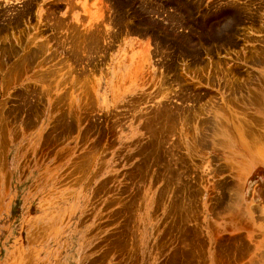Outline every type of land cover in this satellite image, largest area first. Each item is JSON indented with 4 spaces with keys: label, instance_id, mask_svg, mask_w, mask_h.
Listing matches in <instances>:
<instances>
[{
    "label": "rangeland",
    "instance_id": "374dc122",
    "mask_svg": "<svg viewBox=\"0 0 264 264\" xmlns=\"http://www.w3.org/2000/svg\"><path fill=\"white\" fill-rule=\"evenodd\" d=\"M0 264H264V0H0Z\"/></svg>",
    "mask_w": 264,
    "mask_h": 264
}]
</instances>
